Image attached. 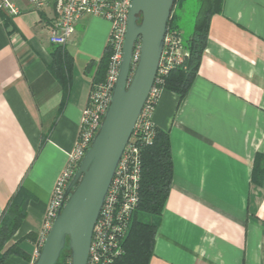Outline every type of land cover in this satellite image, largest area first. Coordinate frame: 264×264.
Returning a JSON list of instances; mask_svg holds the SVG:
<instances>
[{
	"label": "crops",
	"instance_id": "obj_1",
	"mask_svg": "<svg viewBox=\"0 0 264 264\" xmlns=\"http://www.w3.org/2000/svg\"><path fill=\"white\" fill-rule=\"evenodd\" d=\"M51 1L37 9L17 0L20 13L7 27L0 13V216L25 190V218L7 246L18 241L29 264L87 104L85 66L99 59L110 29L99 16L75 25L58 111L63 89L48 67ZM151 122L168 133L173 173L148 264H264V180L252 179L256 155H264V0H222L189 90L180 98L162 88ZM29 233L33 241L23 238ZM4 264L26 262L9 254Z\"/></svg>",
	"mask_w": 264,
	"mask_h": 264
},
{
	"label": "built area",
	"instance_id": "obj_2",
	"mask_svg": "<svg viewBox=\"0 0 264 264\" xmlns=\"http://www.w3.org/2000/svg\"><path fill=\"white\" fill-rule=\"evenodd\" d=\"M17 0H0V13L13 16L20 13ZM131 0H52L55 15L48 26L49 41L65 45L75 30V25L85 16H99L110 23L108 43L111 55L102 82L91 83L87 104L81 111L80 124L73 148L68 152L62 171L57 177L48 207L38 234L37 247L31 264L37 257L53 219L62 203L64 192L77 166L97 133L109 105L114 88ZM41 9L49 0H27ZM140 53L137 41L132 53L134 67ZM188 50L179 32L167 30L153 85L146 97L132 133L121 153L112 180L104 196L99 215L95 221L86 264H112L123 252L122 240L127 232L130 216L139 200L141 179V149L152 142L155 126L151 113L166 75L184 65ZM65 264H71L68 258Z\"/></svg>",
	"mask_w": 264,
	"mask_h": 264
},
{
	"label": "water",
	"instance_id": "obj_3",
	"mask_svg": "<svg viewBox=\"0 0 264 264\" xmlns=\"http://www.w3.org/2000/svg\"><path fill=\"white\" fill-rule=\"evenodd\" d=\"M174 0H131L122 56L109 105L67 185L33 264H55L67 245L71 264H86L95 221L121 153L157 72ZM140 53L132 66L136 42Z\"/></svg>",
	"mask_w": 264,
	"mask_h": 264
},
{
	"label": "trees",
	"instance_id": "obj_4",
	"mask_svg": "<svg viewBox=\"0 0 264 264\" xmlns=\"http://www.w3.org/2000/svg\"><path fill=\"white\" fill-rule=\"evenodd\" d=\"M186 0H174L168 29L179 32L176 24L178 17L176 9H181ZM198 8L195 15L192 33L184 39V47L188 56L183 66L171 70L164 78L162 88L173 91L180 98L189 90L198 69L201 54L206 45L210 18L221 9L222 0H197ZM4 26L11 24L8 16H2ZM51 61L48 64L51 72L59 80L63 89V100L58 107L61 109L68 86L70 84L71 57L64 45L52 44ZM111 55L110 44L107 42L97 61H91L85 66V72L91 77V83L102 82L105 78ZM173 163L168 133L155 127L152 142L141 149V179L139 184V200L133 210L127 232L122 240L123 252L112 264H148L153 255V246L161 212L171 185ZM252 179L256 183L264 180V155L257 154L252 170ZM27 194L21 187L9 198L0 216V264H4L9 254H16L26 264L30 255L23 250L19 242L7 243L12 239L25 218ZM31 241L34 235L25 237ZM67 248L66 250H64ZM61 251L55 264H65L70 258L67 245Z\"/></svg>",
	"mask_w": 264,
	"mask_h": 264
},
{
	"label": "rangeland",
	"instance_id": "obj_5",
	"mask_svg": "<svg viewBox=\"0 0 264 264\" xmlns=\"http://www.w3.org/2000/svg\"><path fill=\"white\" fill-rule=\"evenodd\" d=\"M197 8V0H186L181 9H176V13L178 15L176 24L181 31L183 41L193 31ZM66 249L67 248H65L64 250Z\"/></svg>",
	"mask_w": 264,
	"mask_h": 264
}]
</instances>
